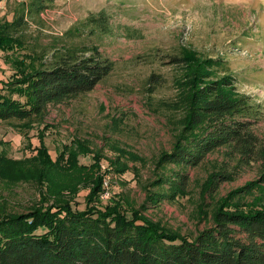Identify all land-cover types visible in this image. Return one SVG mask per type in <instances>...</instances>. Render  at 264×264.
Returning a JSON list of instances; mask_svg holds the SVG:
<instances>
[{"label": "rangeland", "instance_id": "obj_1", "mask_svg": "<svg viewBox=\"0 0 264 264\" xmlns=\"http://www.w3.org/2000/svg\"><path fill=\"white\" fill-rule=\"evenodd\" d=\"M29 1H0V24L14 21ZM105 12L111 31L89 25L76 34L79 23ZM59 42L98 45L114 61V70L94 90L50 105L46 117L33 125L0 121V159L24 160L19 165L31 168L46 157L49 168L65 155L64 168L75 170L67 152H80L83 182L94 184L103 177L101 201H91V207L126 212L127 202L138 206L145 199L146 188L157 178L159 156L172 148L185 121L179 110L174 121L168 119L172 105L179 103V81L186 70L169 60L183 48L198 61L228 60L238 77L237 88L261 104L263 116L256 128L264 136V0H54L20 34L0 37V80L31 72ZM230 161L220 150L187 168L185 192L147 213L161 226L191 236L211 222L216 209L264 206V184L259 192L228 197L260 174L258 166L234 169ZM224 163L228 166L222 167ZM19 165L9 173L0 169V213L27 210L40 202V185L48 184L26 179L21 172L27 168ZM221 169L233 175L209 193L210 173ZM85 193L80 191L75 208H85Z\"/></svg>", "mask_w": 264, "mask_h": 264}, {"label": "trees", "instance_id": "obj_2", "mask_svg": "<svg viewBox=\"0 0 264 264\" xmlns=\"http://www.w3.org/2000/svg\"><path fill=\"white\" fill-rule=\"evenodd\" d=\"M53 1H29L14 21L0 24V37L20 34ZM109 22L106 12L91 16L79 23L76 34L89 25L111 31ZM49 52L31 72L0 80V121L33 125L46 117L50 105L94 90L114 70V61L96 44L59 42ZM195 57L183 48L169 60L186 70L179 81V103L172 105L168 119L174 121L179 110L185 121L172 148L159 156L157 178L146 188L140 205L127 202L126 212L89 206L102 195L103 177L94 184L89 179L83 182L80 152H67L75 170L64 168L65 155L49 168L46 157L31 168L27 163L19 165L24 160L0 159L4 166L0 169L6 173L19 165L27 168L21 172L26 179L48 183L45 187L39 183L40 202L25 211L0 213V264H264V206L249 211L216 209L211 222L191 236L161 226L147 213L185 192L189 182L186 169L220 150L226 151L234 169L255 165L260 172L257 180L235 189L229 198L259 192L264 184V136L256 128L263 116L261 104L237 88L238 77L228 60L207 57L198 61ZM225 166L228 164H222ZM227 169L210 173L209 193L230 179L232 172ZM84 189L85 208H75Z\"/></svg>", "mask_w": 264, "mask_h": 264}, {"label": "built area", "instance_id": "obj_3", "mask_svg": "<svg viewBox=\"0 0 264 264\" xmlns=\"http://www.w3.org/2000/svg\"><path fill=\"white\" fill-rule=\"evenodd\" d=\"M105 184L106 185L108 184V178H105Z\"/></svg>", "mask_w": 264, "mask_h": 264}]
</instances>
